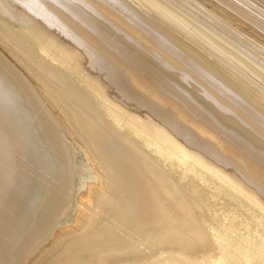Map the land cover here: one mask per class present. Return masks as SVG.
I'll return each instance as SVG.
<instances>
[{
	"label": "bare ground",
	"instance_id": "1",
	"mask_svg": "<svg viewBox=\"0 0 264 264\" xmlns=\"http://www.w3.org/2000/svg\"><path fill=\"white\" fill-rule=\"evenodd\" d=\"M0 264H264V0H0Z\"/></svg>",
	"mask_w": 264,
	"mask_h": 264
}]
</instances>
